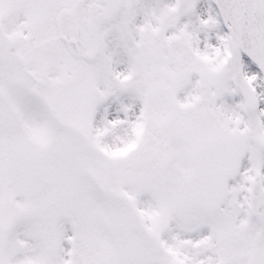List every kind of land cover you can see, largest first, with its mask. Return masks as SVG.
I'll return each mask as SVG.
<instances>
[{"label":"snow or ice","instance_id":"6c2138e0","mask_svg":"<svg viewBox=\"0 0 264 264\" xmlns=\"http://www.w3.org/2000/svg\"><path fill=\"white\" fill-rule=\"evenodd\" d=\"M0 264H264V0H0Z\"/></svg>","mask_w":264,"mask_h":264}]
</instances>
